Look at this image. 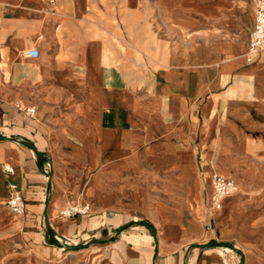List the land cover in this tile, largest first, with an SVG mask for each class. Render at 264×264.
<instances>
[{
    "label": "crops",
    "instance_id": "obj_1",
    "mask_svg": "<svg viewBox=\"0 0 264 264\" xmlns=\"http://www.w3.org/2000/svg\"><path fill=\"white\" fill-rule=\"evenodd\" d=\"M254 15L255 0H0V211L16 182L30 249L245 264L221 214L237 193L220 211L210 195L212 173L251 167L243 143L264 133V52L247 56ZM80 202L89 214L61 216Z\"/></svg>",
    "mask_w": 264,
    "mask_h": 264
},
{
    "label": "rangeland",
    "instance_id": "obj_2",
    "mask_svg": "<svg viewBox=\"0 0 264 264\" xmlns=\"http://www.w3.org/2000/svg\"><path fill=\"white\" fill-rule=\"evenodd\" d=\"M243 145L242 158L251 167L240 165L232 173L220 170L234 174L243 183L234 196L235 203L226 204L221 214L225 223L233 220L237 225L236 240L245 264H264V178L257 180L258 170L264 174V133L249 134ZM20 219L9 211L4 201L0 211V264H100L97 254L86 250L89 246L68 249L61 258H45L23 240L17 227Z\"/></svg>",
    "mask_w": 264,
    "mask_h": 264
},
{
    "label": "built area",
    "instance_id": "obj_3",
    "mask_svg": "<svg viewBox=\"0 0 264 264\" xmlns=\"http://www.w3.org/2000/svg\"><path fill=\"white\" fill-rule=\"evenodd\" d=\"M264 52V0H255V15L253 29L249 37V47L247 56L252 58ZM31 58L40 56L38 49H33L27 54ZM24 111L30 115H36L35 107H23ZM4 173L12 177L15 170L11 165L3 167ZM212 191L210 195V208L214 211H220L223 207L224 199L239 192V184L235 178L230 177L218 170L212 173L211 177ZM9 196L5 200V205L9 211L18 217L24 216L26 212V203L23 198L19 185L16 182H9ZM89 204L71 203L61 212V216L66 219L77 215H87L90 212Z\"/></svg>",
    "mask_w": 264,
    "mask_h": 264
},
{
    "label": "water",
    "instance_id": "obj_4",
    "mask_svg": "<svg viewBox=\"0 0 264 264\" xmlns=\"http://www.w3.org/2000/svg\"><path fill=\"white\" fill-rule=\"evenodd\" d=\"M32 150L34 151V153L36 154L37 158L41 161L44 160V155L39 152L36 148L32 147ZM44 222H45V226H46V231H47V235L49 237V239L53 242V243H57L58 239L56 237V234L54 232V230L52 229V226L50 224L49 221V217H48V213L45 212L44 214Z\"/></svg>",
    "mask_w": 264,
    "mask_h": 264
},
{
    "label": "bare ground",
    "instance_id": "obj_5",
    "mask_svg": "<svg viewBox=\"0 0 264 264\" xmlns=\"http://www.w3.org/2000/svg\"><path fill=\"white\" fill-rule=\"evenodd\" d=\"M242 178V177H241ZM249 181V180H248Z\"/></svg>",
    "mask_w": 264,
    "mask_h": 264
}]
</instances>
